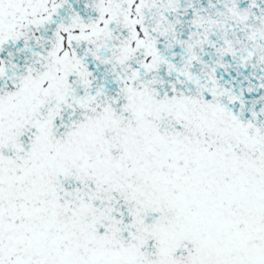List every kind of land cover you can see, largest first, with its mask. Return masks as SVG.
Masks as SVG:
<instances>
[{
    "label": "snow or ice",
    "instance_id": "snow-or-ice-1",
    "mask_svg": "<svg viewBox=\"0 0 264 264\" xmlns=\"http://www.w3.org/2000/svg\"><path fill=\"white\" fill-rule=\"evenodd\" d=\"M0 264H264V0H0Z\"/></svg>",
    "mask_w": 264,
    "mask_h": 264
}]
</instances>
